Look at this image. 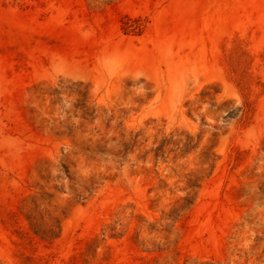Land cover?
Here are the masks:
<instances>
[{
  "label": "rangeland",
  "instance_id": "1",
  "mask_svg": "<svg viewBox=\"0 0 264 264\" xmlns=\"http://www.w3.org/2000/svg\"><path fill=\"white\" fill-rule=\"evenodd\" d=\"M0 264H264V0H0Z\"/></svg>",
  "mask_w": 264,
  "mask_h": 264
}]
</instances>
